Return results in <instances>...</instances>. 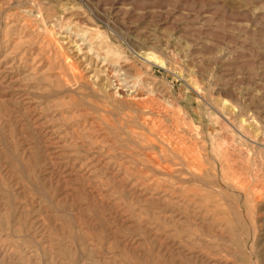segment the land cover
Here are the masks:
<instances>
[{
  "label": "rangeland",
  "instance_id": "374dc122",
  "mask_svg": "<svg viewBox=\"0 0 264 264\" xmlns=\"http://www.w3.org/2000/svg\"><path fill=\"white\" fill-rule=\"evenodd\" d=\"M0 264H264V0H0Z\"/></svg>",
  "mask_w": 264,
  "mask_h": 264
},
{
  "label": "bare ground",
  "instance_id": "6f19581e",
  "mask_svg": "<svg viewBox=\"0 0 264 264\" xmlns=\"http://www.w3.org/2000/svg\"><path fill=\"white\" fill-rule=\"evenodd\" d=\"M82 51H83V50H82ZM79 52H80V51H79ZM79 52H78V53H79ZM77 55H78V54H77ZM92 78H93V77H92ZM118 90H119V89H118ZM133 92H134V91H133ZM136 93H137V92H136ZM133 97H135V96H133ZM142 100H143V99H142ZM186 166H187V165H186ZM187 167H188V166H187ZM189 169H190V168H189ZM187 170H188V168H187Z\"/></svg>",
  "mask_w": 264,
  "mask_h": 264
}]
</instances>
